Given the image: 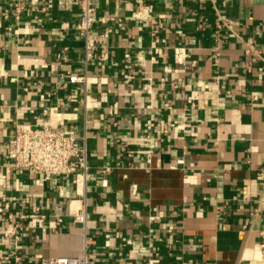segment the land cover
Returning <instances> with one entry per match:
<instances>
[{"label": "crops", "instance_id": "obj_1", "mask_svg": "<svg viewBox=\"0 0 264 264\" xmlns=\"http://www.w3.org/2000/svg\"><path fill=\"white\" fill-rule=\"evenodd\" d=\"M144 1L152 22L134 0H94L106 53L72 83L75 0H0V205L20 225L4 237L0 214V264L77 256L85 239L95 264H264V0ZM34 122L85 141L87 180L12 168L15 126Z\"/></svg>", "mask_w": 264, "mask_h": 264}, {"label": "built area", "instance_id": "obj_2", "mask_svg": "<svg viewBox=\"0 0 264 264\" xmlns=\"http://www.w3.org/2000/svg\"><path fill=\"white\" fill-rule=\"evenodd\" d=\"M40 0H34L39 3ZM137 8L133 13V18L146 22L153 21L151 15V6L145 4L144 0H134ZM204 2L207 0H196ZM79 10V18L75 25V30L83 41V63L84 70L82 73H70L68 80L72 83H86L87 65L92 61L95 55L99 58H104L107 49V30L98 29L95 24L97 20L96 7L94 0H75ZM40 4V3H39ZM17 18H20V13L24 6L18 2H12ZM40 6V5H39ZM40 10L44 7L40 6ZM230 20L223 18L218 13L216 24L219 27L228 28ZM244 52L247 54H258V49L251 43H246ZM128 53L125 54L128 57ZM174 55L178 61H182L185 53L182 48H174ZM153 137H149V141L153 142ZM147 161H150L152 149L146 146ZM128 156L132 155V150H128ZM9 157L12 161V168L24 170L28 174H36L40 177V183L56 178L63 174H81L83 180H87L88 162H87V146L84 140H80L74 133L65 131L62 128H55L49 124L28 123L16 124L15 132L9 147ZM109 168H105L104 172H108ZM4 184V177L0 174V185ZM134 189L136 186L134 185ZM9 201H5L0 205V214L3 210L7 213L3 220L2 234L4 237L19 239L20 225L14 221L13 214L9 210ZM32 225H41L45 215L39 212V207H33L29 214ZM156 215H151L150 218H156ZM74 221L86 223L85 217V202L79 212L73 215ZM58 223V222H57ZM260 256L264 261V229L260 231ZM89 241L84 240L82 251L77 256L56 257L44 256L41 257L38 264H95L89 253ZM0 258H4L0 254ZM21 257L15 256V261H19Z\"/></svg>", "mask_w": 264, "mask_h": 264}]
</instances>
